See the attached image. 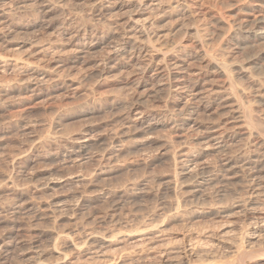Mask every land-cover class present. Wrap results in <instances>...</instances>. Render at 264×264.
<instances>
[{"label": "rangeland", "instance_id": "rangeland-1", "mask_svg": "<svg viewBox=\"0 0 264 264\" xmlns=\"http://www.w3.org/2000/svg\"><path fill=\"white\" fill-rule=\"evenodd\" d=\"M0 253L264 264V0H0Z\"/></svg>", "mask_w": 264, "mask_h": 264}, {"label": "bare ground", "instance_id": "bare-ground-1", "mask_svg": "<svg viewBox=\"0 0 264 264\" xmlns=\"http://www.w3.org/2000/svg\"><path fill=\"white\" fill-rule=\"evenodd\" d=\"M258 27H259V26H258ZM255 29H256V28H255ZM262 29H263V27H262ZM240 30H242V27H241ZM248 30H249V29H248ZM256 30H258V29H256ZM260 30H261V29H260ZM246 31H247V30H246ZM249 31H251V29H250ZM262 31H263V30H262ZM242 32H243V30H242ZM247 32H248V31H247ZM253 32H255V30H254ZM253 32H252V33H253ZM257 32L259 33V30H258ZM250 33H251V32H250ZM255 33H256V32H255ZM256 34H257V33H256ZM254 36H255V35H254ZM255 37H257V36H255ZM247 38H248V37H247ZM126 49H128V48H126ZM126 49H125V48H120V49H118V52L126 51ZM128 51H129V50H128ZM120 55H121V54H120ZM173 78H174V77H173ZM176 79H177V78H176ZM176 79H173V80H176ZM170 81H171V80H170ZM176 81H177V80H176ZM184 107H185V106H184ZM192 111H193V110H192ZM188 113H189V110H187V111H182V112L179 113V115H180V116H182V115L185 116V115L187 114V117H190V116H188ZM193 114H194V113H193ZM191 116H192V115H191ZM183 118H184V117H183ZM151 123H152V122H151ZM151 123H150V124H151ZM148 125H149V124H148ZM183 125H184V124H183ZM146 126H147V125H146ZM146 126H145V127H146ZM149 127H150V126H149ZM141 131H142V130H141ZM205 141H206V140H205ZM201 143H202V142H201ZM207 143H208V142H207ZM211 146H212V145H211ZM223 146H224V145H223ZM194 147H195V146H194ZM89 148H90V146H89L88 144H86V143H85V144H81V145L78 144L77 146L73 147V149H72L71 152H72V155L75 154V155H79V157H84V155L87 154ZM204 148H205V147H204ZM218 148H219V147H218ZM220 148H221V146H220ZM223 148H225V147H223ZM204 150H205V149H204ZM70 156H71V155H70ZM199 156H200V155H199ZM228 157H229V156H228ZM231 157H232V156H231ZM249 158H250V157H249ZM226 159H227V158H226ZM255 159H256V158H255ZM194 160H195V159H194ZM194 160H193V161H194ZM251 160H252V159H251ZM253 160H254V159H253ZM186 161H187V160H186ZM221 161H222V160H221ZM228 161H229V160H228ZM246 161H247V160H246ZM257 162H258V161H257ZM196 163H197V162H196ZM224 163H225V162H224ZM251 163H253V162H251L250 160H248V163H247V164H251ZM198 164H199V163H198ZM221 164H222V163H221ZM255 164H256V162H255ZM224 165H225V164H224ZM224 165H223V166H224ZM246 166H247V165H246ZM251 166H252V165H251ZM185 167H186V166H185ZM234 167H235V166H234ZM256 167H257V166H256ZM216 169H217V167H216ZM230 169H231L230 164H227V165L223 168V171H224V172H230V171H231ZM232 169H233V168H232ZM219 170H221V169H219ZM248 170H249V169H248ZM250 170H251V169H250ZM250 170H249V171H250ZM223 171H221V172H223ZM209 173H210V172H209ZM214 174H215V173H214ZM214 174H213V175H214ZM216 174H218V173H216ZM197 175H198V174H197ZM210 175H211V174H210ZM210 175H209V176H210ZM219 175H220V174H219ZM222 175L225 176L224 173H222ZM209 176L205 175V172H202L201 176H200V174H199L196 183H197V184H198V183L201 184L202 182L205 181L206 184H207V181H208L207 179L210 178ZM211 176H212V175H211ZM215 176H216V175H215ZM195 177H197V176H195V175L193 174V178H195ZM220 177H221V175H220ZM225 177H226V176H225ZM225 177H224V179H225ZM193 178H192V179H193ZM217 178H218V177H217ZM251 178H252V177H251ZM211 179H212V178H211ZM221 179H222V178H221ZM226 179H227V178H226ZM222 180H223V179H222ZM244 181H245V180H244ZM209 182H210V181H209ZM218 182L221 183L220 181H218ZM219 183H218V184H219ZM248 183H249V182H248ZM250 183H251V182H250ZM252 183H253V181H252ZM200 184H199L198 186H200ZM206 184H205V185H206ZM208 184H209V183H208ZM253 184H254V183H253ZM253 184H252V185H253ZM194 186H195V185H194ZM194 186H193V187H194ZM196 186H197V185H196ZM247 186H248V184H247ZM249 186H250V185H249ZM249 186H248V187H249ZM207 187H208V186H207ZM245 187H246V186H245ZM200 188H201V187H200ZM210 188H211V185H210ZM201 189H202V188H201ZM192 190H193V189H192ZM251 190H252V189H251ZM219 191H220V190H219ZM191 192H192V191H191ZM203 192H204V191H203ZM215 192H217V191H215ZM215 192H214V193H215ZM221 192H222V191H220V193H221ZM224 192H225V191H223V193H224ZM223 193H222V194H223ZM196 194H197V193H196ZM196 194H193V195L191 194V195H192V197H193V196L196 195ZM200 194H201V193H200ZM204 194H205V193H204ZM222 194H221V195H222ZM217 195H218V194H217ZM239 195H240V194H239ZM199 196H200V195H199ZM201 196H202V195H201ZM213 196H214V195H213ZM196 197H197V196H196ZM208 197H209V196H208ZM222 197H223V196H222ZM204 198H205V197H204ZM217 198H218V196H217ZM213 199H214V197H213ZM191 200H193V198H192ZM197 200H199V199L197 198ZM200 201H201V199H200ZM200 201H199V202H200ZM200 203H201V202H200ZM248 206H249V205H248ZM226 209H227V208H226ZM250 209H251V208H250ZM11 248H12V247H11ZM8 249H9V248H8ZM8 249H7V250H8ZM9 250H10V249H9ZM7 252H8V251H7ZM7 252H6V253H7ZM2 253H3V252H2ZM2 253H0V261L3 259L2 255H1ZM257 256H259V255H257ZM260 256H262V255H260ZM4 258H5V257H4ZM252 259H253V257H252ZM2 261H3V260H2Z\"/></svg>", "mask_w": 264, "mask_h": 264}]
</instances>
